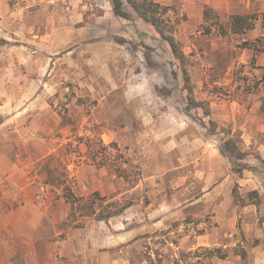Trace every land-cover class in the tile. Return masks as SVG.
<instances>
[{"label":"rangeland","instance_id":"1","mask_svg":"<svg viewBox=\"0 0 264 264\" xmlns=\"http://www.w3.org/2000/svg\"><path fill=\"white\" fill-rule=\"evenodd\" d=\"M17 2L23 0H10L12 7ZM27 6L42 13L36 29L41 35L49 21L56 24L59 37L41 42L59 55L71 49L69 37L82 24L91 25V47L82 58L67 53L45 82L14 74L17 79L3 85L5 93L0 90V236L8 226L18 240L36 220V237L62 239L74 228L102 221L109 241L134 229V239L123 237L117 246L119 254L129 250L133 264H264L259 249L264 240L245 235L247 223L264 227V211L245 205L239 189L241 165L261 181L264 176V70L228 61L249 46L253 52L243 55L250 61L260 53L258 46L264 50V36L243 41L220 34L212 31L211 18L195 32L180 29L184 16L175 6L170 14L180 19L175 35L187 57L182 65L157 32L146 45L145 34L125 40L109 30L128 23L109 15L97 22L107 0H27ZM220 35L226 42L222 50ZM78 67L83 75L74 72ZM229 67L232 76L223 73ZM184 69L192 97L204 103L208 115L190 106ZM25 87L34 95H25ZM228 140L238 165L221 152ZM104 147L112 160L100 163ZM223 174L231 208L223 193L199 199ZM69 187L90 200L98 192L108 202L130 205L105 220L84 216L79 207L55 198ZM234 212L233 236L212 230L219 227L215 220H231ZM204 233V241L193 245ZM133 241L138 243L130 249Z\"/></svg>","mask_w":264,"mask_h":264},{"label":"crops","instance_id":"2","mask_svg":"<svg viewBox=\"0 0 264 264\" xmlns=\"http://www.w3.org/2000/svg\"><path fill=\"white\" fill-rule=\"evenodd\" d=\"M22 1V0H21ZM124 5L131 8L127 4L126 0ZM163 6H169L171 8L180 7L181 15L184 19H181L179 25L180 29L184 28L186 31L195 32L199 26L206 23L208 18L212 21V31H217L220 34H233L242 36V40L245 41L249 38L258 36H264V0H154ZM103 13L97 16V22L103 19L105 16H112L118 23H128L122 26L120 29L109 28L111 32L119 37L127 39H139V34H145L148 37L143 38V42L146 45L150 44V37L155 36V28L146 23L141 17L131 10L133 20L117 17L112 12L110 0H107V7H102ZM73 13H77L74 11ZM42 13H31L27 6V0L23 2H17L12 7L10 0H0V90L5 93V87L3 86L7 81L11 79H17L14 74L18 76L19 80H25L27 82H45L44 76L51 75L54 67L60 60H65L67 53H74L75 55L85 57L86 51L90 50V38H91V25L82 24L73 28V34L69 37L74 40V44L66 53L59 55L50 43H42L43 40H55L59 37L60 33L56 29V24L50 21L47 24V28L50 27L46 35H41L36 31L40 24L39 16ZM76 15V14H75ZM78 16V15H76ZM236 16H252L253 26L250 28L239 29L235 32L233 29V19ZM53 17V16H52ZM78 17H81L80 15ZM99 19V20H98ZM82 17L78 21H81ZM101 22V21H100ZM124 25V24H123ZM108 26V25H107ZM35 29V30H34ZM200 32V31H198ZM30 33V34H29ZM221 35L218 40V48L221 50L225 47L226 42ZM115 43V42H113ZM118 47L124 46V43H115ZM214 45V44H213ZM46 47V48H44ZM250 47V46H249ZM245 47L243 54L246 51L253 52V49ZM255 49V47H253ZM259 50V54L252 55L251 60L244 58L242 54L240 57L234 59L230 58L229 65L235 64H251L254 70H264V50L258 46L255 51ZM44 51V53H43ZM233 60V61H232ZM69 65H72L69 63ZM14 66L19 67V72H14ZM71 67V66H70ZM7 72H5V69ZM71 69V68H70ZM229 71H224L225 75L230 74ZM73 70V69H72ZM79 75H83L85 72L80 71V67L74 70ZM10 73L11 77L7 76ZM2 74V75H1ZM222 73H218L220 76ZM67 75V74H64ZM232 76V73L230 74ZM51 80V78H50ZM3 86V87H2ZM34 95V92L28 90L25 87V95ZM40 95V94H36ZM264 159V156H261ZM245 163L250 164L249 160H244ZM264 175V173H260ZM253 176V178H252ZM262 181L259 176L254 174L251 169L244 168L240 180V194L244 199L245 205L247 204L250 209L254 206L255 210L264 211V176ZM228 174H223V178L219 181H215L208 188H203L200 193L199 199H217L222 193L225 196V201L228 203L227 208L230 207L231 194L226 187V181ZM258 182V183H257ZM255 200L257 202L252 201ZM224 202H222L223 205ZM182 205V203H181ZM246 208V207H245ZM218 216V215H217ZM231 220H215L218 223L217 228H213L216 232H225L224 235L233 236V232L229 233L232 228L230 226H236V213L232 214ZM6 220V215L3 217ZM33 220L31 232L26 233L14 240L12 229L10 227L3 226L4 230L0 236V264H133L132 257L129 250L125 251V248L120 249V254L117 251V246L124 243L123 237L127 241L133 240L136 236L134 229L131 231L121 232L116 238L112 236L111 241L106 238V235L102 233V221H98L93 225L92 222L85 224L83 228H74L62 239H40L36 237V226ZM159 221V220H158ZM104 223V222H103ZM156 222H153V224ZM251 228L247 223L245 230L247 237H258L261 241L264 240V227L257 225ZM264 226V223H262ZM106 225V224H105ZM97 227V229L95 228ZM253 229V230H250ZM233 231V230H232ZM207 233L195 236V243L193 245H200L201 241H204V237ZM13 242V244H12ZM137 241L132 242L130 249H134L137 245ZM261 257L264 258V248L262 246ZM257 249V250H259ZM262 260V259H261ZM260 260V261H261ZM264 261V260H263ZM258 264V262H257Z\"/></svg>","mask_w":264,"mask_h":264},{"label":"trees","instance_id":"3","mask_svg":"<svg viewBox=\"0 0 264 264\" xmlns=\"http://www.w3.org/2000/svg\"><path fill=\"white\" fill-rule=\"evenodd\" d=\"M127 4L133 12H135L139 17H141L146 23L152 25L160 37L169 45L173 55L178 59L182 65L187 61V57L183 52L182 45L180 41L176 38L175 31L176 26L179 22L177 13L174 12L170 14L172 8L169 6H163L154 0H126ZM112 12L115 16L121 17L128 20H133L131 10L124 5L123 0H110ZM252 16H236L233 19L234 26L233 29L235 32L239 29L250 28L253 26ZM185 88L188 90L187 99H189V104L191 107H203L205 115L209 114V110L200 100H195L192 97V86L190 84V77L186 69L183 71ZM229 145V148L221 150L222 154H227L229 159L233 164L238 165L236 161V155H234L233 142L228 140L226 142ZM231 147V148H230ZM105 149V160H102L100 163H106L111 161V154ZM115 161V160H113ZM246 168L244 165L239 167L240 172ZM120 169V166H118ZM97 200H96V198ZM55 198H62L72 206L79 207L81 215H95L99 220H105L112 216L118 215L123 212L130 204L119 205L117 202H108L105 196H100L98 192L93 193V199L85 198L84 196H77L72 189L69 187L65 191H61L55 194ZM99 201V202H97Z\"/></svg>","mask_w":264,"mask_h":264}]
</instances>
